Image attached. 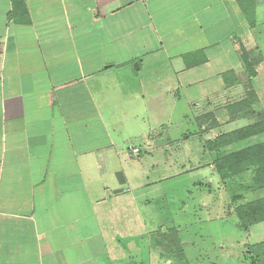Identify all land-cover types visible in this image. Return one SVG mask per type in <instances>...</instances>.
Here are the masks:
<instances>
[{"label": "crops", "instance_id": "crops-1", "mask_svg": "<svg viewBox=\"0 0 264 264\" xmlns=\"http://www.w3.org/2000/svg\"><path fill=\"white\" fill-rule=\"evenodd\" d=\"M261 104L264 0H0V264L184 260L141 216L162 120Z\"/></svg>", "mask_w": 264, "mask_h": 264}, {"label": "rangeland", "instance_id": "rangeland-1", "mask_svg": "<svg viewBox=\"0 0 264 264\" xmlns=\"http://www.w3.org/2000/svg\"><path fill=\"white\" fill-rule=\"evenodd\" d=\"M260 107L261 110L253 111L254 117L245 121L242 119L244 124L240 123V119L227 117L226 111L215 110L216 113L214 111L211 116L198 113V124L202 130L197 136H189L188 140L180 133L182 130L193 133L197 129L193 119L190 123L176 116L171 120H162L168 122L165 137L174 140L175 147L159 155V159H154L155 168L149 173V178L162 176L163 180L156 188L140 196L141 199L144 196L150 199L149 207L141 212V216L149 220L150 226L164 224V227L173 225L187 229L185 235L189 236L194 250L193 247L183 248L184 260H170L171 264H264V222L243 230L234 215L235 205L231 200L233 196H241L243 203L258 200L264 197V187L250 185L253 176L250 172L240 174L233 182L222 183L214 173V157L203 147L206 149L210 140L217 136L257 124L256 115L264 114V104ZM243 114L248 115V111ZM261 143H264V133L230 142L222 148V152L228 156ZM200 182L204 185L200 186ZM206 184L210 185L209 191ZM138 248L137 251L132 250L126 264H156L147 259V248L146 252L140 246ZM160 251L167 252L162 248ZM166 260L162 259L160 264H170Z\"/></svg>", "mask_w": 264, "mask_h": 264}, {"label": "trees", "instance_id": "trees-1", "mask_svg": "<svg viewBox=\"0 0 264 264\" xmlns=\"http://www.w3.org/2000/svg\"><path fill=\"white\" fill-rule=\"evenodd\" d=\"M245 63L246 69H250L251 64H248L246 59ZM256 116L259 120L257 124L246 126L227 135L217 136L206 145L207 152L214 157V173L222 183L233 182L238 179L240 174L250 172L253 173L250 185L264 187V143L228 156L222 152V148L230 142L241 141L264 133V114ZM231 200L235 205L234 215L243 230H247L259 222H264V197L246 203L242 202L241 196H233ZM239 201H241L240 204L237 203Z\"/></svg>", "mask_w": 264, "mask_h": 264}, {"label": "built area", "instance_id": "built-area-1", "mask_svg": "<svg viewBox=\"0 0 264 264\" xmlns=\"http://www.w3.org/2000/svg\"><path fill=\"white\" fill-rule=\"evenodd\" d=\"M132 152H133V154H137L138 153V149H133Z\"/></svg>", "mask_w": 264, "mask_h": 264}]
</instances>
